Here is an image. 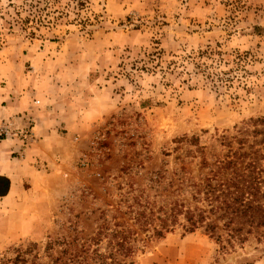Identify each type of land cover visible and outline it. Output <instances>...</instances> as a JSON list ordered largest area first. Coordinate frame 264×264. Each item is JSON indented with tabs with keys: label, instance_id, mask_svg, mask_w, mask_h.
<instances>
[{
	"label": "rangeland",
	"instance_id": "374dc122",
	"mask_svg": "<svg viewBox=\"0 0 264 264\" xmlns=\"http://www.w3.org/2000/svg\"><path fill=\"white\" fill-rule=\"evenodd\" d=\"M81 1L0 0V119L30 115L12 121L32 128L0 136V172L20 181L0 197V264H62L73 248L91 264L93 249L127 264H264V226L238 241L216 214L214 235L174 214L208 208L216 161L264 115V0ZM218 59L230 86L195 65ZM31 115H50L44 143ZM249 144L237 167L254 157L264 178ZM15 145L43 149L44 165Z\"/></svg>",
	"mask_w": 264,
	"mask_h": 264
},
{
	"label": "trees",
	"instance_id": "16d2710c",
	"mask_svg": "<svg viewBox=\"0 0 264 264\" xmlns=\"http://www.w3.org/2000/svg\"><path fill=\"white\" fill-rule=\"evenodd\" d=\"M74 2L75 7L82 4L81 0H74ZM255 29L257 31L262 30L260 27H255ZM204 52L206 53V51L200 52V55L202 56ZM211 53L214 52H210V54ZM246 54H248L246 51L241 55L236 53L235 59L240 61L241 57L244 58L243 55ZM211 60L213 61V58ZM221 61L224 64L228 62L224 59H218L216 65H213L212 62L207 63L202 60L195 63L197 69L201 71L215 87H218L219 82L227 86H230L229 82H232V77L225 78L222 74L226 72H222L218 69ZM212 66L215 71H212ZM247 126L239 130L238 134L234 136V140L237 144L236 149H231L229 147L224 158L216 161V170L211 171L212 177H208L203 187L204 189L201 191L204 194V198L207 200L208 208L194 207L190 209L187 207L183 210L182 207H175L174 214L176 217L179 214H183L188 223L186 227L188 231H192L195 227L204 222L205 230L214 235L218 225L213 220L208 219V214H216L215 219H223V226L228 229L229 237L233 240L238 239V241H242L246 239L243 233H250L252 225L255 227L264 226V203L259 201L261 199L264 200V178L261 176L262 170L257 169L254 157H251L246 162L243 168L246 169V171H241L237 167L240 160L247 156L250 157L249 152L254 154L258 152V149H254L253 151L250 150L249 152L242 151L244 145L249 144V135L253 137L252 143L249 144L250 147H254V144H262L264 150V115L249 119ZM224 141L225 144H231L227 137H224ZM227 170H231L230 174L222 178L221 176ZM206 219L208 220L206 221ZM244 222H246L250 228L244 230L242 225L232 226V224H243ZM157 233L161 235L162 232L158 230ZM217 237L219 236L217 235ZM117 245L118 246L115 248L116 251L121 250L124 254L130 253L131 247L125 246L123 243ZM87 250L88 248L81 250L73 248L72 251H69L68 257L62 264H91L87 261ZM108 254L111 255L113 252L109 251ZM90 258H93L96 264H127L122 259H108L107 256H104L97 249L92 250ZM58 260L59 258H57V261ZM52 264H57V262H53Z\"/></svg>",
	"mask_w": 264,
	"mask_h": 264
},
{
	"label": "crops",
	"instance_id": "0c3cea01",
	"mask_svg": "<svg viewBox=\"0 0 264 264\" xmlns=\"http://www.w3.org/2000/svg\"><path fill=\"white\" fill-rule=\"evenodd\" d=\"M7 117H10L11 120L13 119H18V122H21L23 120L24 122V117H29L30 115H5ZM33 116V118L35 120H43L42 123L38 124L36 123V125L39 127L38 131H40V135L42 136L43 139H40L39 141L45 140V136H48L50 133V125L51 122H49V116L50 115H31ZM45 119V120H44ZM47 119V120H46ZM18 148L20 149V145H15V149L14 150H18ZM33 147H30L29 145H27L24 148H21L20 150H22V155L21 157L25 156L26 158H30V160H34L35 162H41L42 165H44L43 163V159L46 157H44V151L43 149H37V151H33L32 150ZM28 155V156H27ZM33 155H35V157L33 158ZM37 162V163H38ZM7 185V187H6ZM20 186V181L18 179V177L13 174L12 172L9 171H1L0 172V197H6L9 196L13 193V191H17L19 189Z\"/></svg>",
	"mask_w": 264,
	"mask_h": 264
},
{
	"label": "built area",
	"instance_id": "2783aa9c",
	"mask_svg": "<svg viewBox=\"0 0 264 264\" xmlns=\"http://www.w3.org/2000/svg\"><path fill=\"white\" fill-rule=\"evenodd\" d=\"M29 127L30 126L17 127L12 120L0 119V136H19L22 137L24 141H28L32 136V128Z\"/></svg>",
	"mask_w": 264,
	"mask_h": 264
}]
</instances>
